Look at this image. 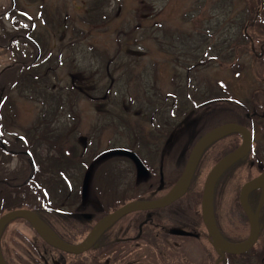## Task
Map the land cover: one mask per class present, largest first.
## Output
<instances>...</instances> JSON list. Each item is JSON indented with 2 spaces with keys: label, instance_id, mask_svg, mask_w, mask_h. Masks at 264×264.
Listing matches in <instances>:
<instances>
[{
  "label": "rangeland",
  "instance_id": "1",
  "mask_svg": "<svg viewBox=\"0 0 264 264\" xmlns=\"http://www.w3.org/2000/svg\"><path fill=\"white\" fill-rule=\"evenodd\" d=\"M89 1L13 0V9L3 16L12 2L0 0V41L12 36L18 40L8 50L0 48V72L12 65L16 75L21 63L33 62L31 69L22 73L21 79H27H20L18 85L11 81L3 90L0 143L14 153L8 156L0 150V173L6 176L3 191L11 194L15 207L27 208L36 215L35 210L46 207L50 200L73 197L91 161L94 166L85 195L90 178L91 182L95 179L107 193L106 205H117L110 171L121 170L126 178L123 184L131 179L133 182L135 171L126 159L94 163L100 160L104 147L120 148L131 141L133 152L145 167L158 172L160 151L152 147L169 139L182 114L187 115L194 107L189 105L191 102H200L209 87L220 90V79L230 83L232 76L231 72H222L228 69L219 68H214L213 73L195 74L196 67L192 66L198 62L194 58L197 52L191 50L193 45L187 40L188 34L194 32L191 25L197 0H118V6L115 0H103L105 10L86 12ZM140 2L152 8V16L141 22L137 16ZM255 3L256 0H235L239 10L252 9ZM256 31L264 34V27ZM79 72L83 79L76 77L73 81ZM92 74L93 78H89ZM210 76L218 79L217 83ZM238 81L232 88L237 100L245 89V82ZM80 85L82 91L78 90ZM184 101L186 105L182 107ZM183 128L184 124H180L177 129ZM194 131L198 134L203 130ZM180 133L175 131L167 147ZM144 139L152 147H145L148 141ZM83 140L90 142L84 145ZM188 141L183 138L178 149ZM25 152L32 155L36 166V181L31 183L25 179L34 170ZM51 158H58L61 164ZM171 160L166 159L167 175L172 172ZM210 163L206 160L201 164V172L205 170L203 179ZM130 191L127 199L135 195ZM191 193L192 189L188 196ZM195 194L200 199L199 193ZM139 196L140 190L136 192V198ZM28 244L40 247L26 222H12L4 231L2 246L21 252ZM44 255L47 264H58L53 253L45 251Z\"/></svg>",
  "mask_w": 264,
  "mask_h": 264
},
{
  "label": "flooded vegetation",
  "instance_id": "2",
  "mask_svg": "<svg viewBox=\"0 0 264 264\" xmlns=\"http://www.w3.org/2000/svg\"><path fill=\"white\" fill-rule=\"evenodd\" d=\"M89 2L86 12L106 9L103 0ZM115 5L118 6V0H115ZM140 7L137 8V16L141 22L144 17L152 16V8L141 2ZM77 9L83 10L80 6ZM239 9L240 7L235 6V0L196 2L191 25L194 32L188 34L187 40L193 45L191 50L197 52L194 58H197L198 62L192 66L196 67L195 74H201L203 71L213 73L219 68L228 69L222 72L225 74L231 72L232 76H228L230 83L220 79V90L209 87L207 93L201 96L200 102L194 101L189 104L194 107L189 109L187 115L182 114L178 126H173L172 131L181 133L170 147L167 146L174 133H169V139L165 140L166 144L164 141L161 146L152 147L149 141L144 139L148 141H145V147H152L155 152L160 151L158 172H152L147 168V176L138 179L135 166L130 159L118 158V155L108 157L118 149L133 152L135 148L132 147L131 141L120 148L118 146L110 148L106 145L105 151L100 154V160L94 163H105L110 158L126 159L133 165L135 171L133 182L131 179L130 183L125 184L121 182L122 179L126 180L121 170L116 168L115 173L110 171L109 179L116 186L117 205L107 206L104 201L107 193L102 187L97 186L95 179L91 182L90 178L87 195L85 187L88 183L78 182L76 187L78 191L73 197L50 200L46 207L42 206L35 210L40 219L63 242L68 245L81 243L97 222L129 203L152 202L164 197L182 175L195 142L202 134L224 124H237L245 128L252 137V148L244 159L228 168L217 181L213 193V218L224 241L229 244H240L248 239L250 221L241 207L239 197L242 186L264 172V34L256 31L257 27H264V14L262 15L264 0H256L252 9L250 7ZM210 68L213 70L209 71ZM186 78L187 81H191L189 75L187 77L185 75ZM210 79L215 83L218 81L211 76ZM240 79L245 82V89L244 95L237 100L232 88L240 83L238 81ZM185 105L186 101L182 102L181 106ZM193 122L195 126L192 128ZM180 124H184L183 129H177ZM194 129L203 131L197 134ZM183 138H189V141L179 150L177 145ZM241 141V135L231 134L214 142L202 154L183 197L164 208L136 211L122 216L102 233L87 251L78 255L62 252L50 247L33 232V237L40 247L34 248L28 244L20 252L2 246L5 263L47 264L44 252L48 251L53 253L58 264H264V201L257 215V240L241 255L219 253L212 245L201 217L202 193L200 195V189L197 190L201 184L195 180L197 172H201V164L208 160L211 162L209 164L211 168L222 157L238 148ZM83 142L85 145V142L90 141ZM168 157L172 158L170 175L166 174L169 168L165 166ZM93 166L91 161L87 165V171ZM87 171L85 174L88 175ZM114 174L116 175L113 179ZM130 189V195H135L127 199ZM191 189L192 193L188 196ZM138 190L140 196L136 198ZM263 190V187H260L248 195L247 205L253 215L256 214L264 195ZM197 192L200 199H197L195 194ZM194 205L197 210L194 209ZM192 209L193 214H189ZM15 251L18 252L17 255Z\"/></svg>",
  "mask_w": 264,
  "mask_h": 264
},
{
  "label": "water",
  "instance_id": "3",
  "mask_svg": "<svg viewBox=\"0 0 264 264\" xmlns=\"http://www.w3.org/2000/svg\"><path fill=\"white\" fill-rule=\"evenodd\" d=\"M231 134L241 135L242 143L237 149L219 160L207 174L204 181L201 197V217L208 231L211 243L219 251V253L226 252L233 255L244 254L255 244L257 240V215L264 201V195L261 197L260 204L255 215H253L251 210L249 209L247 205V199L248 195L253 190L260 187H263L264 189V172L258 177L245 183L240 191L239 201L243 211L246 213L250 221L251 228L250 235L246 241L240 244H229L228 242L224 241L218 229L216 228L213 218V193L217 181L228 168L233 166L239 160L244 159L252 147V137L250 133L245 128L237 124H224L205 133L192 148L179 180L164 197L152 202L129 203L121 207L120 209L110 213L99 222H97L90 233L87 235V237L77 245H68L67 243L63 242L34 212L27 209L13 210L5 213L0 217V238L2 236L3 230L10 222L21 219L27 222L30 227L50 247L56 248L68 254H81L87 251L95 243L99 236L102 235V233H104L122 216L136 211H147L152 209L164 208L172 204L179 198L183 197L190 186L195 169L203 152L214 142ZM113 154L126 156L131 159L136 166L138 177L145 178L147 176L146 168L134 153L126 150H117L114 151ZM87 180L88 176L84 180L85 184H87ZM0 264H5L2 258L1 250Z\"/></svg>",
  "mask_w": 264,
  "mask_h": 264
},
{
  "label": "trees",
  "instance_id": "4",
  "mask_svg": "<svg viewBox=\"0 0 264 264\" xmlns=\"http://www.w3.org/2000/svg\"><path fill=\"white\" fill-rule=\"evenodd\" d=\"M16 40H17V38L12 37L10 40L0 41V47L3 48V49H7L8 50L15 44ZM21 40L25 41V42H29L27 39L23 40L21 38ZM32 64H33V62H31V63H21L19 65V68H18L20 70H19V72L16 75H15V69L13 68L12 65L7 67L6 69H4L0 73V108H1V105H2L1 102H2V99H3L2 98L3 97V90L6 88L7 85H9V84L11 85V81H13L15 84L18 85V81L21 79L22 73L25 74L24 71H28L29 69H31L30 66ZM43 71H46V70H43ZM4 73L6 74L5 77L3 76ZM81 74L82 73H80L79 75H77L75 77H72L73 81L75 80L76 77H79V78L81 77V79H83ZM31 78L32 77L28 78V80L31 79ZM37 78H38V76H37ZM89 78H93V74L90 75ZM25 79H27V78H23V79H21V81H23ZM78 90L82 91L83 87L80 85ZM0 140H1V136H0ZM24 142L27 143V141H24ZM0 150L3 153L7 154L8 156H10V154L11 155L14 154L13 152L9 151L2 143H0ZM51 160H52V162L58 163L57 159H52L51 158ZM29 162H30V160H29ZM5 177H6L5 174L0 173V190H1L0 191V215L3 214V210L11 211V210L20 208V207H15L13 205V204H15V202H12V198L10 197L11 194H9L8 192L6 193V192L3 191L5 189V187H6V184H4ZM202 177H203V174H201L200 172H197V176H196L195 180H196V183H198L199 185H200V182H202ZM25 180H26V183L34 182V180L36 181V170H34V173L32 172V174H30L27 177V179H25ZM1 201H2V203H1ZM1 206H2V208H1ZM16 221H18V220H16ZM19 221H21V220H19Z\"/></svg>",
  "mask_w": 264,
  "mask_h": 264
}]
</instances>
